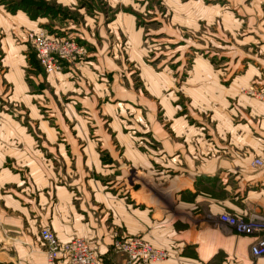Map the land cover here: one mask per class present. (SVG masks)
I'll list each match as a JSON object with an SVG mask.
<instances>
[{"label":"crops","instance_id":"crops-1","mask_svg":"<svg viewBox=\"0 0 264 264\" xmlns=\"http://www.w3.org/2000/svg\"><path fill=\"white\" fill-rule=\"evenodd\" d=\"M47 1L59 9L35 18L0 3V264H66L47 260L43 227L92 241L101 264H137L114 249L120 236L170 252L151 264H264L252 253L259 233L221 218L264 219V167L253 166L264 101L245 91L264 89V0H162L176 28L157 33L177 52L161 63L120 0H104L113 13ZM40 29L78 39L80 71L44 73L27 39ZM195 37L223 62L182 59L184 43L200 49ZM45 96L52 115L78 122L40 121Z\"/></svg>","mask_w":264,"mask_h":264},{"label":"built area","instance_id":"built-area-1","mask_svg":"<svg viewBox=\"0 0 264 264\" xmlns=\"http://www.w3.org/2000/svg\"><path fill=\"white\" fill-rule=\"evenodd\" d=\"M27 39L47 74L63 71L83 53V46L71 35L50 34L40 29L28 31ZM249 91L264 101V89L251 86ZM253 166L264 167V160L261 157L256 158ZM221 218L239 233H259L258 240L252 246V253L254 257L264 256V219L256 217L249 223H243L239 222L238 217L230 214H223ZM40 239L46 246L50 263L62 259L66 264H101L96 244L86 238L76 237L71 241L62 242L51 228L43 227L40 230ZM120 247L128 255L131 263L151 264L170 257L168 250L154 247L143 237L127 238L122 241Z\"/></svg>","mask_w":264,"mask_h":264},{"label":"rangeland","instance_id":"rangeland-1","mask_svg":"<svg viewBox=\"0 0 264 264\" xmlns=\"http://www.w3.org/2000/svg\"><path fill=\"white\" fill-rule=\"evenodd\" d=\"M82 1H84L86 3L89 2L91 4L93 3L97 7L99 6L103 10H106V12H109V13L114 12V11H112V7L108 8L106 6L104 0H82ZM119 3H120V5H118V6L116 5V7L114 8V9H116V11L120 10V8H122L124 11H130V12L134 13L135 15H140L141 19H142V20H140L142 23L141 26L144 29H146V32L150 31L149 36H146V40H145V45L148 47V50H149V53H148L149 55L147 56L148 60H151L152 62L155 61L157 63L160 60H166V62H169L170 60L176 58V57H174L176 55V52H177L175 50V47L164 48L168 43L166 45H162V41H165V39H163V38L168 39V37L165 36L164 34L159 35V32L157 33V31H159L158 30L159 28L163 27V29H165V26H166L165 24L172 26L171 25L172 17L170 14L171 12L169 11V13H168V10H167L168 6L166 4H164L162 2V0H160V1L159 0H144L143 5L136 4L135 2H132V1H131V3H129V0H128V2L126 0H120ZM73 13H76V12H73ZM144 23H146V24H144ZM172 27L174 29L176 28L175 25ZM48 33H49V31H48ZM200 36H201V33H200ZM184 37H188V36L184 33ZM167 41H170V40L168 39ZM195 41H196L197 46L200 47V49L197 50V49L193 48V50H192L189 48V44H190L189 41L186 45L184 43V47H183L184 51L181 55L182 59L189 62V61H192L194 56H203L204 58L211 57L214 61L219 62V63L223 62L222 52H219V48L211 47V50L207 52L208 47L206 45H204L206 43L200 42V41H203L200 37L199 38L195 37ZM161 51H163L165 54L161 55V53H160ZM86 54H87V51L83 46V53L74 61V63L70 64L67 68L68 69H74L75 71H80L81 68L79 69V67L81 65H83L85 58H86ZM33 62L35 65H37L35 58H33ZM172 62H170V64ZM159 63H161V62H159ZM38 65L39 66L41 65L39 62V59H38ZM40 68L44 71V73H46L45 70L43 69V67L40 66ZM64 70H66V68ZM183 70H182V72H183ZM58 74H60V73H52V75H58ZM135 80H136V85L138 87V85H140V84L138 81L139 77L137 74H135ZM251 86L252 85L248 86L245 91L247 93V96L255 97L249 91ZM50 92H52V91H50ZM186 100H188V98H186V97H184L183 100L181 99L182 102H186ZM41 102H42V105L40 104V111L43 114V116L40 117V121H42V119H44L47 122H49L50 124L60 125V126L62 123L71 124V123L78 122V120L74 116H70V115H68V116H55V115H52L51 113H53V112L51 110V106H50V103H49L47 96H45V98L42 99ZM49 108H50V110H49ZM86 119H88L87 120L88 122L93 121L91 119V117H86ZM102 120H104V121H106V123H108L110 119H109V117L104 116V117H102ZM61 138L62 137H60V139ZM149 140H151V139H149ZM230 215H232V214H230ZM233 216L238 217L239 222L249 223V221H250V220H248L249 217L244 218V217H240L238 215H233ZM251 233H249V234H251ZM136 237H140V236H136ZM129 238H134V237H129ZM124 240H127V238H123L120 236L117 240L118 243L116 241L114 244V249L117 251H123L120 246L122 244V241H124ZM44 249L46 251V246L44 247ZM261 257H264V256H261ZM255 258H260V257H255ZM47 260H48V258H47Z\"/></svg>","mask_w":264,"mask_h":264},{"label":"trees","instance_id":"trees-1","mask_svg":"<svg viewBox=\"0 0 264 264\" xmlns=\"http://www.w3.org/2000/svg\"><path fill=\"white\" fill-rule=\"evenodd\" d=\"M0 3L4 4L10 11L23 9L34 18L48 10L59 9L58 5L47 0H0Z\"/></svg>","mask_w":264,"mask_h":264}]
</instances>
